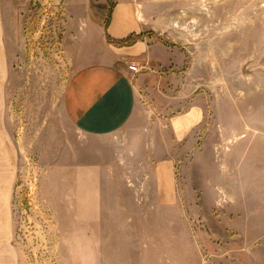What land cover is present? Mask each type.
Segmentation results:
<instances>
[{"label": "rangeland", "instance_id": "rangeland-1", "mask_svg": "<svg viewBox=\"0 0 264 264\" xmlns=\"http://www.w3.org/2000/svg\"><path fill=\"white\" fill-rule=\"evenodd\" d=\"M121 1L0 0V235L17 264H264V88L250 86V41L235 37L264 0H132L150 21L177 18L165 41L183 68L200 55L194 75H205L208 162H177V206L149 195L140 209L129 195L114 210L112 179L97 195L104 169L64 162L58 187V162H43L75 138L63 96L79 22L100 16L105 31Z\"/></svg>", "mask_w": 264, "mask_h": 264}, {"label": "crops", "instance_id": "crops-1", "mask_svg": "<svg viewBox=\"0 0 264 264\" xmlns=\"http://www.w3.org/2000/svg\"><path fill=\"white\" fill-rule=\"evenodd\" d=\"M140 6L132 0L115 4L105 31L100 16L88 15L79 22L73 38L75 66L63 96L75 138L59 143L57 156L43 161L58 162V187L64 162H93L104 169L106 175L97 177V195L112 179V196L118 200L114 210H129L122 202L129 195L137 196L138 206L149 195L159 207L177 206V162H208L205 75H194L200 55L191 53L190 67L183 68L182 49L165 41L177 18L150 21ZM255 13V26L235 37L241 49L250 41L248 79L259 91L264 88V21L261 27L256 23L259 16L264 19V11ZM127 37H134L133 42L122 43ZM55 195L65 201L64 189ZM17 263L10 236L0 235V264Z\"/></svg>", "mask_w": 264, "mask_h": 264}, {"label": "trees", "instance_id": "trees-1", "mask_svg": "<svg viewBox=\"0 0 264 264\" xmlns=\"http://www.w3.org/2000/svg\"><path fill=\"white\" fill-rule=\"evenodd\" d=\"M107 26V25H105ZM134 38L133 37H127L125 40L122 41V43H131L133 42Z\"/></svg>", "mask_w": 264, "mask_h": 264}]
</instances>
